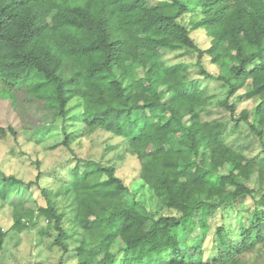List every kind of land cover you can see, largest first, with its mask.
Wrapping results in <instances>:
<instances>
[{"label":"rangeland","instance_id":"374dc122","mask_svg":"<svg viewBox=\"0 0 264 264\" xmlns=\"http://www.w3.org/2000/svg\"><path fill=\"white\" fill-rule=\"evenodd\" d=\"M170 1L125 0L122 7L131 10ZM203 17L198 8L180 18L194 43L205 52L203 56L185 42L159 49L165 75L162 86L168 83V74L196 86L194 103H187L190 114L186 121L196 115L203 123H224L222 141L252 162L250 177L243 179V185L229 188L228 203L208 213L201 210L195 216V229L179 231L174 246L164 248L166 232L153 220L181 213L164 206L141 177L142 159L134 145L150 152L154 143L147 138H139L135 144L130 140L132 99L127 71L124 66L114 73L109 71L100 53L76 63L75 29L54 8L50 21L62 49L71 56L68 62L75 64L74 68L69 66L68 73L79 71L68 84L73 95L66 115L60 109L57 83L37 69L14 83L0 76V264H80L78 253L87 235L79 211L82 208L86 214L89 210L85 208L91 205L96 214H106L117 204L125 206L113 229H107L106 222L90 227L88 241L96 244L86 247L85 252H93L91 260L113 254V259L101 264H125V258L135 261L140 255L145 256V264H264V128L261 137L243 118L246 111L249 120H254L264 100L253 90L251 79L230 94V84L219 79L227 76V70L208 52L212 37L205 27L195 25ZM140 48L138 42H130L127 64L139 60ZM225 56L230 62L235 60L230 50ZM204 69L215 77H207ZM133 77L145 82L146 70L139 69V75ZM166 101L171 110L177 107L169 94ZM206 155L203 153L204 158ZM211 160L217 171L228 173L226 157L212 154ZM92 163L113 168L124 186L112 183ZM5 176H15L24 183L8 181ZM204 176L205 170L195 173L197 179ZM202 198L219 201L215 195L202 194ZM49 199L62 215L66 231L62 240L54 222L41 212ZM220 227L224 228L226 246L218 240ZM185 239L186 245L182 243ZM153 246L161 249L155 251Z\"/></svg>","mask_w":264,"mask_h":264},{"label":"trees","instance_id":"16d2710c","mask_svg":"<svg viewBox=\"0 0 264 264\" xmlns=\"http://www.w3.org/2000/svg\"><path fill=\"white\" fill-rule=\"evenodd\" d=\"M123 1L0 0V76L14 83L37 69L46 79L57 83L60 109L66 115L73 95L68 84L79 71L75 70L74 75L68 73L69 66L74 68L75 64L68 62L71 56L62 49L50 21V12L54 8L75 29L73 57L76 63H83L89 55L100 53L105 56L109 71L114 73L116 68L125 67L132 99L128 111L130 140L135 144L137 139L147 138L154 143L150 152L134 145L142 159L141 177L164 206L181 213L179 217L153 220L166 232L163 247L170 248L178 240L179 231L186 233V230L195 229V216L201 210L208 213L230 201L229 188L243 185V179L250 177L252 162L223 143L224 123H203L196 115L186 121L190 114L188 104L194 103L196 86L174 74H168V83L162 86L165 75L161 71L159 49L179 47L185 42L203 56L205 52L194 43L190 29L180 20L190 10L201 8L204 17L195 25L207 29L212 37L208 52L227 70V76L219 79L230 84L231 95L251 79L253 90L264 100V0H171L166 4L131 10L122 7ZM133 41L141 47L139 60L127 64L125 54ZM252 47L258 50L251 51ZM229 50L235 54L233 62L225 56ZM141 68L146 70L144 84L133 77L139 75ZM202 71L207 77H215L205 69ZM155 92L158 95L153 94ZM168 94L177 105L173 110L166 101ZM230 109L234 111L233 106ZM243 118L263 137L264 106L256 109L254 120H249L246 111ZM203 153L210 156L204 158ZM212 154L226 157L228 173L217 171L211 160ZM92 164L104 171L112 183L124 186L113 168ZM201 169L205 170V176L197 179L195 173ZM5 179L24 183L15 176H5ZM202 194L215 195L219 201H205ZM114 206L100 215L91 205L89 209L85 208L88 213L84 214L82 208L79 211L87 235L78 253L80 264H101L114 258L113 254H108L101 260H91L93 252H85L86 247L96 244V241H88L92 225L106 222L107 229H113L114 220L121 215L125 205ZM41 212L54 222L62 240L66 236L62 215L55 210L51 199ZM91 215H95V219L89 220ZM223 231L224 228H218V240L226 246ZM61 240L58 243L67 248ZM182 243L188 244L187 239ZM160 249L153 246L155 251ZM144 258L141 255L135 261L125 258V264H145Z\"/></svg>","mask_w":264,"mask_h":264}]
</instances>
